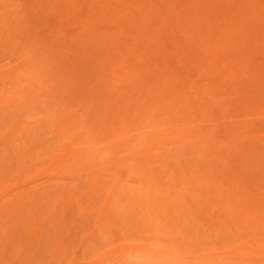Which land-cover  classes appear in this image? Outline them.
I'll return each mask as SVG.
<instances>
[{"label": "rangeland", "instance_id": "rangeland-1", "mask_svg": "<svg viewBox=\"0 0 264 264\" xmlns=\"http://www.w3.org/2000/svg\"><path fill=\"white\" fill-rule=\"evenodd\" d=\"M0 264H264V0H0Z\"/></svg>", "mask_w": 264, "mask_h": 264}]
</instances>
